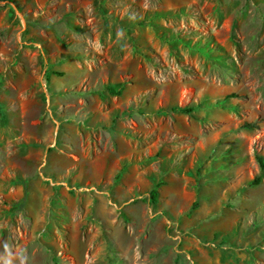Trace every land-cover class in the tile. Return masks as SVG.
<instances>
[{
	"label": "rangeland",
	"instance_id": "obj_1",
	"mask_svg": "<svg viewBox=\"0 0 264 264\" xmlns=\"http://www.w3.org/2000/svg\"><path fill=\"white\" fill-rule=\"evenodd\" d=\"M258 157L264 0H0V264H264Z\"/></svg>",
	"mask_w": 264,
	"mask_h": 264
},
{
	"label": "trees",
	"instance_id": "obj_2",
	"mask_svg": "<svg viewBox=\"0 0 264 264\" xmlns=\"http://www.w3.org/2000/svg\"><path fill=\"white\" fill-rule=\"evenodd\" d=\"M111 91H113V92L115 93V91H114L113 88H111ZM116 94H118V93H116ZM192 111H193L192 108H184V109H182V112H184V113H189V112H192ZM257 159H258V162H259V165H260L261 171H264V158H263V157H258ZM260 182H261V178H260V177H257V178H255V180L253 181V184H254V185H257V184H259ZM158 194H159V192H158V190H157V187H156V188H153V189L150 191V198H151V200H152L153 202H157V200H158Z\"/></svg>",
	"mask_w": 264,
	"mask_h": 264
}]
</instances>
